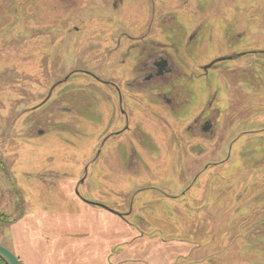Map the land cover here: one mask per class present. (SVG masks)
Returning a JSON list of instances; mask_svg holds the SVG:
<instances>
[{
	"label": "rangeland",
	"instance_id": "obj_1",
	"mask_svg": "<svg viewBox=\"0 0 264 264\" xmlns=\"http://www.w3.org/2000/svg\"><path fill=\"white\" fill-rule=\"evenodd\" d=\"M167 4L169 8L160 0H0V244L21 257L23 264H37L42 258L41 249L46 252L52 248L53 236L58 237L64 229L76 230L79 222L73 220L79 217L80 210L72 205L78 195L102 199L124 194L126 203L122 199L112 204L127 210L134 187L131 181H137L136 176L126 173L133 160L134 165L145 167L142 175L156 171L142 176L143 179L158 172L162 175L157 179L161 188H183L177 184L181 179L177 153H160V149L172 147L165 133L157 128L158 145L154 139L151 141L150 126L155 125L151 119L155 115L150 114L156 109L139 105L135 108L125 95L137 123L146 133L145 138L131 132L125 139L113 140L112 151L109 142L106 143L97 163L89 168L86 183L75 189L87 161L99 154L96 151L99 138L113 119L114 95L110 98L104 86L78 87L74 93L63 90L60 94V85L54 95L62 96V105L70 106L73 112L52 111L50 105L42 107L26 115L30 117L24 125L20 123L22 131H19L17 119L22 118L23 108L41 103L51 87L62 83L64 76L76 67L90 69L101 79L122 78L120 84L124 85L129 75L115 76L124 72L117 68L122 57L116 53L107 61L110 49L124 32L152 39L151 55L167 53L168 47L159 41L170 43L171 50L176 49L170 51L171 56L183 66L178 67L180 72L170 75L173 80L180 77L181 81L172 85L181 89L184 103L188 101L184 95L194 91L189 104L192 109L202 108L215 95L219 108L217 152L206 153L207 157L202 153L198 165L201 169L209 160L224 162L210 168L204 174L208 177L199 180L206 184L216 179L212 190L197 184L193 187L195 194L190 195V191L180 200L166 201L165 207L162 201L155 202L157 211L162 207L164 213V224L158 226L163 225L165 239L139 236L135 241L151 250L160 248L153 259L151 254L140 257L130 254L127 241L134 234L132 226L98 206H90L95 217L90 218V224L107 222L118 226V234L100 229L99 235L105 237L91 238L93 244L82 248H96L100 253L105 250V257L100 261L84 260L82 264H104V260L105 264H188L190 260L178 256L185 254V247L189 246L172 243V237L179 234L196 241L197 246H191L196 254L194 264H264V89L259 83L262 81L264 88V77L258 75L262 71L264 76V0H170ZM150 12L155 15L153 22ZM223 57L233 58L226 67L219 63L220 66L210 68V74L203 75L205 65ZM102 70L104 74H114L112 71L116 74L102 76ZM74 76L72 80L78 81L79 86L94 81L79 74ZM193 76L203 78L193 80ZM152 82L163 83L162 79ZM79 114L83 116L82 123L78 122L82 117ZM132 119L131 116L129 121L125 120V125L131 124ZM36 122L38 128H48V133L32 135ZM173 129L184 135L178 127ZM243 131L249 133L241 136ZM171 141H175L173 136ZM204 141L209 147V139ZM132 144L137 150L142 147L147 159H141L137 153L132 159ZM186 159L187 165H191L186 173L195 174L193 170L198 166L194 164V155L188 153ZM118 177H122V191L109 190L118 185ZM191 178V174L186 175V184ZM136 188L138 191L141 187L135 185ZM150 198V194L139 191L137 199L142 200L136 202L139 204L135 210H140ZM206 202L209 205L205 206ZM81 203L87 207L76 201ZM193 216H197L194 225L183 222ZM53 217L57 223L66 222L55 229ZM34 220L39 223L37 229L32 228L35 247L28 238L29 222ZM216 228L217 234L213 233ZM126 229L128 235H124ZM116 246L125 252L118 256L110 254ZM71 249L74 247L67 250ZM132 251L136 249L132 247ZM70 256L64 255V259L56 255V258L59 264H69Z\"/></svg>",
	"mask_w": 264,
	"mask_h": 264
},
{
	"label": "flooded vegetation",
	"instance_id": "obj_2",
	"mask_svg": "<svg viewBox=\"0 0 264 264\" xmlns=\"http://www.w3.org/2000/svg\"><path fill=\"white\" fill-rule=\"evenodd\" d=\"M160 1L164 3V7L169 8V5L167 4V2L170 0H160ZM170 10H174V9H169V11ZM172 13H176V12H172ZM154 19H155V15L153 17L152 13L150 12V21L153 22ZM148 24H149V21H148ZM138 25H140L139 22H138ZM135 27L137 28L136 23H135ZM229 27L231 26L229 25ZM132 34L133 33L131 32L122 33L121 38L118 40V42H116V45L117 44L118 45L117 46L115 45L116 47L114 46V48L110 49L109 51L110 54L107 55L108 56L107 61L111 59L116 53L117 55H120L122 59L119 60L120 67H117V68H119V70L121 71L123 70L124 72H122L119 75H115L116 72L112 71L114 74L110 73L109 75V74H104L102 70V74H101L102 76H109V77L112 75H115L118 77L122 76V74L129 75V78L125 80L124 85L120 84V81L122 78H120L118 81H111V80H108V78L101 79L100 75H98L94 71H91L90 69H87L84 67H76L64 76V81L62 80V83H60L61 81L57 82L56 85L51 87V90L49 91L45 99L42 100L41 103L31 106V107L23 108V110L21 111L22 118L17 119L18 125H19V131H22L20 127V123L24 125L25 121L30 117L29 115L28 116L26 115L30 113L31 111L38 112V109H41L42 107L46 108L47 106L50 105L51 106L50 109L52 111L54 110V111H61V112H69V111L73 112V108H71L70 106L62 105V102L64 101L61 99L62 96L54 95V91L57 90L60 87V85H62L60 89L58 90L60 94L63 90H66L68 93L70 92L74 93L76 92L74 89L78 87L104 86L105 87L104 90L106 92H109L108 96L110 98L112 97L111 95H114L115 109L113 111V119L112 121H110L108 126L105 128L104 133L99 138V145L96 148V151L98 150L99 154L96 157L87 161L88 163L86 164L85 171L80 178V182H78L75 185V189L79 188L82 184L86 183L89 177L90 171H91L89 168L91 167L92 169L94 165L97 163L95 161L97 160L98 156L100 155L101 149L106 143L109 142V150H111L114 147L113 140L116 141L120 139H125L127 138L126 136L131 132H133L135 136L138 138H145L146 133L144 132V130H141L140 125L137 123L135 116H134V111L128 105L125 95H128V97L133 101L135 108L137 105H139V106L145 107L146 109L154 108L156 109V111L158 110V112L153 111L150 114V116L154 114L155 119H151L149 117L155 123L154 126L153 125L150 126L153 131V133H151L152 134L151 141L154 142L155 140L156 144L158 145V141H157V137L155 133V130L157 128L161 129L165 133V135L168 138V142L172 147L166 151L165 150L161 151L160 149V153H171V154L177 153L179 163H180L178 172L181 178L177 182V184L179 185V187L182 184L183 188L182 189L175 188V189H170V190L168 187L161 188V186H159L161 181L157 179L162 178V175L158 172L152 174L149 178L143 179L142 176L150 175L152 172H156V171H148L145 175H142V172L145 170V167L141 165H137V164L134 165L133 164L134 160H133V162L128 166L126 173H130L131 176H136L135 179H137V181L133 183L132 182L133 180H132L131 183L133 184L134 187L135 185H138L141 188L138 191H137V188L135 190H134V187L132 188L133 194L131 195L129 199L128 209L127 210L120 209L112 204L114 202H120L122 199L126 203V195L124 194H121V196L119 197L117 196L114 198L112 197L104 198L101 195L102 199H99L97 196L96 197L93 196V198H88L85 194H83L82 197L78 195V197L73 200L75 204L72 205V206L76 205L75 207H77L80 210V215L78 214L79 217L77 219H74L75 222H79L78 226L76 227V230L69 231L67 229H64L63 233H61L58 237L53 236L52 248L49 251L46 250V252H44L43 248L41 249L40 257L42 258L37 264H59L60 261L57 260L56 255L61 256L64 259H65L64 255L66 256L71 255L70 258H68L69 264L83 263V262H80V260H88V262H91L94 260L98 261L99 259L100 261L102 257H105V254H106L105 250L100 253V251L99 252L96 251V248L93 250L83 249L81 246L82 240L80 241V238L82 237L80 236H85L83 237V240L86 241L84 242L86 245L93 244L91 243L92 241H90L91 238L105 237V236L99 235L100 229L104 230L105 233L109 232L112 235H116L118 234V231L116 230L118 226H115V225L111 226L107 222H102V225H100V223H98V225H91L90 218L92 216L93 218L95 217L93 215L92 209H90V206H98L102 208L103 210L109 212L113 216H115V218H119L121 221L128 223L129 226H132L134 234L132 238L127 241L129 244L128 246H131L129 250V252H131L130 254L135 255L136 257H140V255L142 256V254L143 255L151 254V257L153 259L155 252L160 251V248H156V249L154 248L153 250H151L150 247L138 246L137 245L138 242H135V241H138L139 236H142V237L145 236L146 238L159 236L160 238L165 239L164 238L165 229L163 225L158 226L159 223L164 224V221H165L164 213L161 212L162 207L159 208V211H157L155 202L162 201L161 205L165 207L166 201L170 202V201L180 200L182 197L186 196L190 191H191L190 195H192L193 193L195 194L196 187L195 188L193 187L197 184H203L205 185V187H207L208 190H212L214 185L217 183L216 179H212L206 184L205 182H202V183L199 182V180L202 177L207 178L208 175H204V174L213 166H218L219 163L224 162V160L220 162H214V161L209 160V162H207L201 169H199V165H198V160H200V158L203 157L202 153H205L203 155L204 157H207L208 154L206 153H216L217 152L215 134L217 132L216 126L218 125V119H219L218 117L219 108L215 105L216 103L215 95H213L212 97L210 96L209 101H206L203 104L202 108L192 109L189 106V104L192 102V95L194 91L191 92V95L189 94V96L184 95V97L188 99V101L184 103L183 98L181 97V89L179 88L176 89V87L172 85V84H176V81H180L179 79L180 77L173 80L172 79L173 76L170 77V75L174 74V71L180 72L179 68L183 66V64L178 63V60H176V58H172L174 56H171L170 51L176 52V49L171 50L169 48L170 43L166 41H165L166 43L163 41H159L161 45H165L166 47H168L165 49V52H167L168 54L163 53V51H161L160 55H151V52H153L152 48L154 47L152 44L153 42L152 39H150L149 37H141V36L139 37V35L134 36ZM189 39L193 40L191 36ZM168 40L169 39H167V41ZM173 48H176V47H173ZM252 55L256 56L259 54L253 53ZM238 56L240 55L237 54V57ZM170 58H172V60H170ZM232 58L233 57L231 58L223 57L222 59L214 61L210 63L209 65H205L204 69L202 70L203 75L210 74L211 73L210 68L213 66L218 67L222 64L224 67H226L225 64L229 62L230 60H232ZM188 71H191V70H188ZM74 74L82 75V78H92V80L94 79V81H91L89 83L90 85L87 84L86 86H79L80 83L78 81L72 80L75 77ZM258 75H259V78L264 77L262 75V71H260ZM192 78L193 80H200L201 77L193 76ZM155 79L156 80L162 79L163 83L154 84L152 81ZM259 83H260V87L264 89L263 82L259 81ZM180 84L182 85V83ZM190 89L192 88L190 87ZM58 91L56 93H58ZM182 94H185V92H182ZM147 98H150L151 100ZM79 115L82 116V114H79ZM131 116L133 118L131 120V124L125 125V120L129 121V118H131ZM82 118L83 116L79 119L78 121L79 123H82V120H83ZM227 123L228 121L224 122V124L221 123L222 124L221 128H223V125H226ZM174 127H178L181 130V133H183L184 135L176 134L174 132L175 130L173 129ZM32 132H33L32 135L46 134L48 133V128H40V127L38 128V122H36L34 129H32ZM248 133L249 131H243L241 133V136L246 135ZM171 136L174 137V140H175L174 142L171 141ZM204 139H209L210 141L209 147L206 146ZM237 140L238 138L234 139L233 142H231V144L234 145V142H236ZM4 141L5 140H3V142ZM199 141H202V142H199ZM73 147L74 148L77 147V143L73 145ZM137 147H138V144H137ZM4 152H5V149H3V153ZM130 153H132V156H133L132 159L136 157V153L141 159L143 158L147 159V154H146L147 152H145V150L142 147L141 148L138 147V150H137L135 148V145L132 144ZM188 153H192L195 157L194 164L195 165L197 164L198 166L197 169L193 170L195 171V174H192L191 172L186 173L187 169H191V165H187L186 157H188ZM86 159L87 158H85L84 161ZM0 168H2V165H0ZM190 174L192 175V178L189 181V183L186 184L185 177L186 175H190ZM71 176L75 177L73 173L71 174ZM62 180H63L62 178L59 179V181H62ZM121 185H122V177L121 178L118 177V185L113 189L109 188V190H114V189L121 190ZM105 190L106 188L100 191L101 194L104 193ZM139 191L150 194L151 198L150 200H147L148 202L144 206L140 207V210L137 211L135 210V206H137L139 203L136 204V202H139L142 200V199H137V195ZM106 195H109V193ZM211 195H215V197L217 196L216 193L213 194L212 192H211ZM76 201L84 202L87 205V207L85 208L83 203H81V205L76 204ZM204 205L205 206L209 205V203L206 202ZM102 216L105 217V215H102ZM196 217L197 216H193L192 218L185 219L183 222H185L188 226H192L194 225L193 223L197 221ZM54 218L55 217H53V227L55 229L60 228V226L63 225L64 222H66V220L64 221L61 220L59 223H57L55 222ZM154 222L158 224H153ZM29 225H30V231L32 230V228L37 229L39 227V223L36 222L35 220L29 222ZM128 231L129 230L126 229L124 231L125 233L124 235H128L129 234ZM179 232L182 233L181 230H179ZM217 232L218 231L216 228L213 231V233L217 234ZM251 232L253 234V231ZM90 234H91V237L89 236ZM97 234L98 236H96ZM256 236L259 237L260 235L256 234ZM191 240L192 239L187 238L185 236H181L180 234L178 237L176 236L172 237V243L181 244L180 246H183V245L189 246L187 248L185 247V249L187 250L185 254L178 256L179 259L181 258L185 261L190 260L188 264H194L197 262V260L195 259L196 254L192 253L193 248H191V246H197V243L196 241H191ZM88 241L89 243H87ZM132 243H135V244L133 245ZM94 244H99V243L94 242ZM71 246H73L74 249H71L68 251L67 249H69ZM33 247L35 246L33 245ZM132 247L136 249V251H132ZM82 249L84 250L83 256H82V253L80 252V250ZM121 249L122 248L120 246H116L113 249L114 252H111L110 254L113 253V255L115 256L121 255L122 252H125L124 250H121ZM65 250L66 252H63ZM78 250L82 257L79 258L78 261L74 263L73 259L78 253L74 251H78ZM49 253L52 254V257H49L50 256ZM53 255H54V259H53ZM89 256L91 257L89 258ZM18 258L23 264L21 257L18 256ZM145 259L151 263L150 260H148L147 258ZM104 264H105V260H104Z\"/></svg>",
	"mask_w": 264,
	"mask_h": 264
},
{
	"label": "water",
	"instance_id": "obj_3",
	"mask_svg": "<svg viewBox=\"0 0 264 264\" xmlns=\"http://www.w3.org/2000/svg\"><path fill=\"white\" fill-rule=\"evenodd\" d=\"M0 256L9 264H22L18 256L9 248L0 244Z\"/></svg>",
	"mask_w": 264,
	"mask_h": 264
},
{
	"label": "crops",
	"instance_id": "obj_4",
	"mask_svg": "<svg viewBox=\"0 0 264 264\" xmlns=\"http://www.w3.org/2000/svg\"><path fill=\"white\" fill-rule=\"evenodd\" d=\"M74 222H75V221L73 220V223H74ZM34 230H35V229H32V230L30 231V232H31V236L28 237V238H31V239L33 240V241H32V244L34 243V238H33L34 236H32V233H33ZM80 237L83 238V237H85V236H80ZM37 241L39 242V238H37ZM45 242H46V241H45ZM47 242H48V241H47ZM81 242H82V243H81V246H82V247L87 246V245L84 243V242H86V241L82 240ZM83 249H84V248H83ZM83 249L80 250V252L82 253V256H83V251H84ZM74 252H78L77 255H76V256L74 257V259H73V260H74V263H75V262L78 261V259L81 258L82 256L80 255L79 250H78V251H74ZM49 254H50V253H49ZM49 257H52V254H50ZM83 261H84V260H80V262H83ZM81 264H82V263H81Z\"/></svg>",
	"mask_w": 264,
	"mask_h": 264
},
{
	"label": "trees",
	"instance_id": "obj_5",
	"mask_svg": "<svg viewBox=\"0 0 264 264\" xmlns=\"http://www.w3.org/2000/svg\"><path fill=\"white\" fill-rule=\"evenodd\" d=\"M0 264H9V263L0 256Z\"/></svg>",
	"mask_w": 264,
	"mask_h": 264
}]
</instances>
